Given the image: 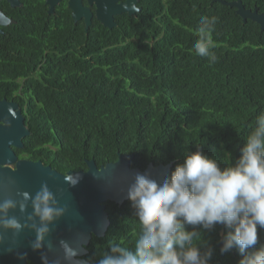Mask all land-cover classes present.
I'll return each instance as SVG.
<instances>
[{"label": "trees", "instance_id": "trees-1", "mask_svg": "<svg viewBox=\"0 0 264 264\" xmlns=\"http://www.w3.org/2000/svg\"><path fill=\"white\" fill-rule=\"evenodd\" d=\"M241 1L264 12V0ZM137 3L135 16L117 15L112 27L95 20L87 32L63 9L46 19L38 7L5 27L0 98L18 102L30 130L13 148L18 157L64 173L133 154L131 167L140 169L173 161L167 177L197 149L221 167L235 164L264 115V29L219 0ZM209 26L215 47L198 56L197 30ZM104 204L107 229L92 235L83 255L92 264L113 247L134 253L141 235L129 198ZM186 229L199 233L194 244L206 242L202 252L211 248L209 264H238L235 249L220 251L224 226ZM258 237L264 244V229Z\"/></svg>", "mask_w": 264, "mask_h": 264}, {"label": "clouds", "instance_id": "clouds-1", "mask_svg": "<svg viewBox=\"0 0 264 264\" xmlns=\"http://www.w3.org/2000/svg\"><path fill=\"white\" fill-rule=\"evenodd\" d=\"M215 23L212 17V25ZM213 30L212 26L197 30L196 55L211 54ZM257 120L259 127L247 136L234 165L221 167L197 149L188 152L163 183L137 175L128 190L141 227L135 252L113 247V254H106L99 264H209L211 248L202 252L206 242L194 244L199 233L187 230L186 225L211 229L218 224L227 230L221 253L235 249L238 264H264V244L258 237V229H264V115ZM23 197L31 201L32 215L42 225L37 229L39 242L61 210L52 207L53 193L46 185L35 196L25 192ZM13 206L5 201L0 211ZM4 227L18 228L19 224L10 219Z\"/></svg>", "mask_w": 264, "mask_h": 264}, {"label": "water", "instance_id": "water-1", "mask_svg": "<svg viewBox=\"0 0 264 264\" xmlns=\"http://www.w3.org/2000/svg\"><path fill=\"white\" fill-rule=\"evenodd\" d=\"M8 1L18 4L14 0ZM135 1L98 0L95 15L104 26H115V14L134 15L140 10L135 7ZM219 1L235 7L243 21L251 19L264 29V12H259L256 7L246 8L241 0ZM47 2L50 3L49 12H52L56 0ZM68 4L74 20L85 15L87 30L91 11L80 0H69ZM0 21L6 22L1 14ZM29 134L18 103L0 99V204L11 201L14 205L0 211V264H92L83 255L92 235L103 236L107 229L109 218L105 201L122 203L128 199V190L137 175H146L163 183L173 163L154 165L150 162L145 169H140L131 167L133 154H119L117 160L99 167L89 159L86 170L62 173L41 160L17 156L13 148H22V140ZM45 185L53 193L52 207L60 209L61 215L48 225V232L38 242L37 229L42 225L32 215L31 201L25 200L23 193L35 196ZM10 219H15L19 227H4V222ZM220 231H223V225Z\"/></svg>", "mask_w": 264, "mask_h": 264}, {"label": "flooded vegetation", "instance_id": "flooded-vegetation-1", "mask_svg": "<svg viewBox=\"0 0 264 264\" xmlns=\"http://www.w3.org/2000/svg\"><path fill=\"white\" fill-rule=\"evenodd\" d=\"M14 1L18 2V4H11L10 1H8V0H0V14L2 15L3 18H5V21H6L5 23H3V21H0V29L2 30L0 35L5 34V27L6 26H9L11 24L18 22L17 17H20V18L30 17L31 13L29 10L31 8H34V7H38L39 8V15L46 18V19H49V16H51L53 18L57 17L59 15L58 11L63 9L64 14H67V17H69V19H70L69 21H71L75 25H82L84 28V32H87L90 25L93 24L95 20H98L96 15H95L98 0H91L90 2H89V0H80V2L84 5V7L86 9L88 8V10L91 11L90 23H89L87 30L85 29V25H86L85 15L81 16L80 18H78L76 20H74L72 18L71 8L69 7V4H68L69 0H56V2L54 3V5L52 7V10H53L52 12H49L50 3H48L47 0H14ZM122 1H125V0H117V2H119V3ZM137 2H138V0L135 1V7H140ZM140 9H141V7H140ZM138 11H140V10H138ZM138 11H135L134 15H132V16H135ZM122 13L126 14L128 16H131L127 12H122ZM122 13H120V14H122ZM120 14L114 15V21L115 22H116L117 15H120ZM2 98H6V97H2ZM2 98H0V99H2ZM6 99L8 101L17 102L13 98H6ZM20 109H21V107H20ZM21 111H22V109H21ZM22 113H23V111H22Z\"/></svg>", "mask_w": 264, "mask_h": 264}]
</instances>
